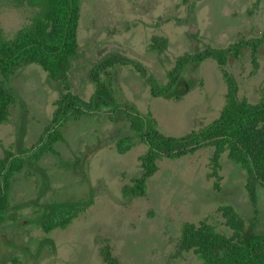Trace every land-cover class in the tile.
Instances as JSON below:
<instances>
[{"label":"rangeland","instance_id":"1","mask_svg":"<svg viewBox=\"0 0 264 264\" xmlns=\"http://www.w3.org/2000/svg\"><path fill=\"white\" fill-rule=\"evenodd\" d=\"M81 8L80 50L69 73L71 91L80 98L88 101L95 93L90 73L107 57L134 61L165 84L179 57L215 48L232 51L224 69L236 81L239 97L252 104L264 100V0H82ZM34 14L28 0H0V29L13 38ZM101 75L119 103L151 112L166 136L205 128L227 101L228 85L214 59L188 70L186 78L196 87L181 100L152 97L132 65H116ZM11 89L16 103L0 126V159L5 149L22 155L36 145L53 126L63 94L37 65L21 70ZM60 131L64 139L55 147L67 164L48 154L28 162L13 179L10 210L0 224V264H107L106 247L119 264H203L193 251L180 249L185 225L205 222L230 236L223 209L233 207L246 220L257 215L264 227V189L254 206L245 171L227 153L219 168L212 147L162 158L146 195L133 197L125 189L141 178L140 157L148 147L133 138L130 151L118 153L117 141L133 136L126 115L70 120ZM70 203L83 205L72 223L44 232L43 212Z\"/></svg>","mask_w":264,"mask_h":264},{"label":"trees","instance_id":"2","mask_svg":"<svg viewBox=\"0 0 264 264\" xmlns=\"http://www.w3.org/2000/svg\"><path fill=\"white\" fill-rule=\"evenodd\" d=\"M28 1L35 8L31 23L13 38L6 37L0 29V126L10 120L12 107L16 103L11 82L24 68L39 66L60 85L63 94L56 101L53 126L44 130L34 147L24 150L22 155L4 150V156L0 159V224L10 210L14 177L24 172L28 162L38 163L48 154L59 156L62 161L55 147L64 139L61 127L70 120L79 121L102 113L111 120L126 115L130 121L133 136L117 141L118 153L130 151L133 138H138L148 147V151L140 157L141 178L127 187L125 193L133 197L145 196L146 183L157 172L160 159H178L193 155L202 148L212 147L215 168H219L222 155L227 153L228 159L245 171L250 200L254 206L257 205L258 190L264 189V100L252 104L239 97L236 81L224 69L228 57L232 55L230 49L207 48L182 55L167 73L165 84L159 83L154 75L134 61L115 55L107 57L97 63L90 73L95 93L87 101L71 91L69 77L80 50L78 31L82 0ZM239 47H235L236 52L240 51ZM208 59L216 60L222 67L228 85L227 101L216 120L182 137L163 134L151 112L143 114L134 107L119 103L109 83L101 75L108 76L109 69L116 65H132L145 79L152 97L181 100L196 87L194 79L186 78L188 70ZM82 208L83 205L78 203H70L61 209L49 208L40 218V227L46 233L66 229ZM223 211L232 232L230 236L217 232L205 222L198 226L187 224L182 230L180 249L193 251L203 264H264V227L260 228L257 215L246 220L233 207H225ZM103 258L107 264H119L108 247L103 250Z\"/></svg>","mask_w":264,"mask_h":264}]
</instances>
